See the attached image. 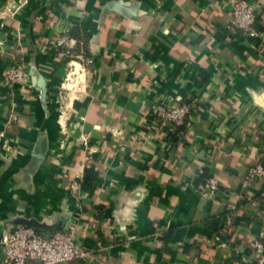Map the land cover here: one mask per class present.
Returning <instances> with one entry per match:
<instances>
[{
	"label": "crops",
	"instance_id": "crops-1",
	"mask_svg": "<svg viewBox=\"0 0 264 264\" xmlns=\"http://www.w3.org/2000/svg\"><path fill=\"white\" fill-rule=\"evenodd\" d=\"M251 1L259 39L229 26L230 0H0V79L25 68L0 85V236L19 223L51 235L77 215L91 261L62 264H264V177L245 179L264 163V0ZM64 34L92 61L86 89L60 102ZM185 99L187 133L169 148L148 123Z\"/></svg>",
	"mask_w": 264,
	"mask_h": 264
},
{
	"label": "built area",
	"instance_id": "built-area-1",
	"mask_svg": "<svg viewBox=\"0 0 264 264\" xmlns=\"http://www.w3.org/2000/svg\"><path fill=\"white\" fill-rule=\"evenodd\" d=\"M231 18L229 26L241 32L248 38L259 39L262 31L258 24V2L251 0H230ZM66 34L57 38L53 44L57 55L68 63V71L60 86L58 101L64 102L72 94L79 97L88 85L90 64L92 59L83 49L72 51ZM25 77L24 65L14 63L8 69L5 77L0 79V85L12 86L22 83ZM194 99L174 100L171 103L156 106L153 117L148 123V129L155 131L169 148L178 137L187 133L189 119L194 109ZM2 148L12 151L9 143ZM264 177V163L249 165L246 170L247 182H254ZM84 179V176L82 177ZM82 179V180H83ZM78 181L74 185H78ZM200 193L206 197L214 196L220 190L218 179L212 175L205 177L200 185ZM75 199L81 201V195L74 194ZM80 208V203L78 205ZM78 208V209H79ZM80 211V209H79ZM80 216H74L65 229L56 230L51 235H45L34 226L19 223L11 227L0 236V264H62L72 259L83 263L91 261L92 251L84 249L78 244L80 231ZM258 256L264 254V241L255 240Z\"/></svg>",
	"mask_w": 264,
	"mask_h": 264
},
{
	"label": "trees",
	"instance_id": "trees-1",
	"mask_svg": "<svg viewBox=\"0 0 264 264\" xmlns=\"http://www.w3.org/2000/svg\"><path fill=\"white\" fill-rule=\"evenodd\" d=\"M86 35L87 34L83 35V37L85 36L84 37L85 39H87V37H88V35L87 36ZM73 36H75L76 38H80L81 34L79 35V34L73 32ZM84 52L87 54L86 50H84ZM210 175L211 174H210L209 167H207L205 169L204 173L202 174V176L199 177L198 182L200 181V179L203 180L205 177H208ZM100 181H101V179H100L99 173L97 171H94L93 169H86L85 174H84V179H83V182L85 184H88V185L95 184V183L97 184Z\"/></svg>",
	"mask_w": 264,
	"mask_h": 264
}]
</instances>
